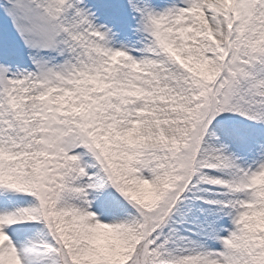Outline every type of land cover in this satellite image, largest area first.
I'll list each match as a JSON object with an SVG mask.
<instances>
[{
    "label": "snow or ice",
    "instance_id": "obj_1",
    "mask_svg": "<svg viewBox=\"0 0 264 264\" xmlns=\"http://www.w3.org/2000/svg\"><path fill=\"white\" fill-rule=\"evenodd\" d=\"M0 264H264V0H0Z\"/></svg>",
    "mask_w": 264,
    "mask_h": 264
}]
</instances>
